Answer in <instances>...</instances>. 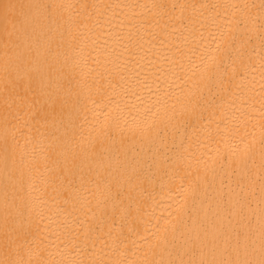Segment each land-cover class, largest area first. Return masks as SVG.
<instances>
[{
    "label": "bare ground",
    "instance_id": "6f19581e",
    "mask_svg": "<svg viewBox=\"0 0 264 264\" xmlns=\"http://www.w3.org/2000/svg\"><path fill=\"white\" fill-rule=\"evenodd\" d=\"M0 264H264V0H0Z\"/></svg>",
    "mask_w": 264,
    "mask_h": 264
}]
</instances>
